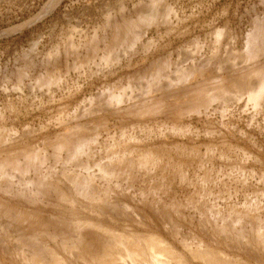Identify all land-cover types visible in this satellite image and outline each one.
I'll list each match as a JSON object with an SVG mask.
<instances>
[{
    "label": "rangeland",
    "instance_id": "rangeland-1",
    "mask_svg": "<svg viewBox=\"0 0 264 264\" xmlns=\"http://www.w3.org/2000/svg\"><path fill=\"white\" fill-rule=\"evenodd\" d=\"M156 5L0 0V211L18 213L0 212V235L72 234L56 200L78 175L186 233L201 218L220 223L231 194L239 212L262 200L243 184L262 182L264 100L237 92L264 71V0H160L170 22L134 28ZM228 79L237 96L208 98ZM7 254L0 264H19Z\"/></svg>",
    "mask_w": 264,
    "mask_h": 264
},
{
    "label": "bare ground",
    "instance_id": "bare-ground-1",
    "mask_svg": "<svg viewBox=\"0 0 264 264\" xmlns=\"http://www.w3.org/2000/svg\"><path fill=\"white\" fill-rule=\"evenodd\" d=\"M159 2L157 0L153 11L140 14L138 22L133 24L134 28L148 26L159 18L170 22L174 11L166 7L165 13H160ZM131 26L125 25L120 34L127 32L126 28ZM247 79L243 80L240 88L232 80L223 85L216 82L209 94L203 89L200 94L206 93L210 99L215 98L214 94L219 98L231 93L237 96L234 89L238 88L240 91L237 93L246 92L249 102L258 105L264 100V71L256 69ZM251 79H255V83ZM20 165L17 164V170ZM4 170L0 169L1 175L5 174ZM81 178L74 176L70 185L64 186L66 192L59 194L56 200L57 206L69 211L75 219L72 234L58 239L51 237L52 240H46L43 235H29L24 241L13 232L2 233L0 247L5 253L19 264H264V174L261 183L243 184L246 189L256 190L262 200L256 195L254 198L248 196L242 205L243 212H239L235 204L236 195L231 194L227 200L229 208L218 215L220 223L217 219L214 225L201 218L198 227L187 233L185 226L170 216L156 215V212L141 214L133 211L138 207L136 202H114L117 200L112 201L107 192H89L93 182ZM32 185L35 186L34 183ZM1 211L3 215L14 217L18 214L14 209Z\"/></svg>",
    "mask_w": 264,
    "mask_h": 264
}]
</instances>
